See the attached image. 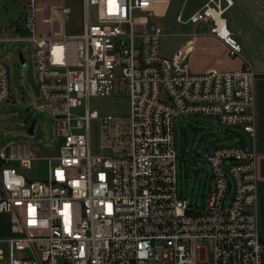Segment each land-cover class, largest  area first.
Masks as SVG:
<instances>
[{"label":"built area","instance_id":"built-area-1","mask_svg":"<svg viewBox=\"0 0 264 264\" xmlns=\"http://www.w3.org/2000/svg\"><path fill=\"white\" fill-rule=\"evenodd\" d=\"M26 2L39 99L33 110L49 115L61 143L44 158L45 180L22 173L38 150L27 143L0 149V214L11 215L0 264L6 254L5 264H264L251 66L194 74L182 51L162 57V30L149 21L152 0H82L81 31L66 33L65 17L59 32L47 35L36 34L38 0ZM257 3L264 11V0ZM225 10L220 0H207L186 19L180 11L176 22L206 23L207 34L236 58L241 46ZM118 92L128 98L125 133L117 117H100L89 104ZM7 100L8 71L0 61V103ZM190 116L240 128L249 140L204 152L211 183L199 213L176 188L175 122ZM92 121L100 139L94 150Z\"/></svg>","mask_w":264,"mask_h":264},{"label":"rangeland","instance_id":"rangeland-1","mask_svg":"<svg viewBox=\"0 0 264 264\" xmlns=\"http://www.w3.org/2000/svg\"><path fill=\"white\" fill-rule=\"evenodd\" d=\"M59 10H68L66 33H79L83 23L82 0H54ZM26 0H0V39L20 38L16 41H0V61L8 71L9 100L0 103V149L8 144L27 143L39 157L32 162L29 170L22 173L29 180H45L47 177V163L44 158L55 156L61 141L56 138L54 122L46 113H38L33 106L39 103L38 89L32 57V47L27 38L26 20L30 12L26 7ZM176 5H172L166 17L152 18L149 21L160 26L162 38L160 40V55L167 57L173 51L176 38L172 37L180 26L175 22L179 13ZM198 11V10H197ZM48 14V15H47ZM37 21L36 34L58 30L60 23L50 17L47 12ZM188 15V7L184 12V19ZM140 16H137V19ZM89 23L95 22V9H88ZM21 54L24 64L19 59ZM90 109L96 111L100 117L112 115L118 118L123 133L126 132L128 114V98L126 94L118 92L110 98L90 99ZM29 109L30 119L26 125L22 121L26 117L24 110ZM32 120H35L33 135L27 134ZM175 149L178 155L177 193L191 204L190 211L202 212V204L210 189V167L204 162L203 154L206 150L218 146H233L242 144L246 138L240 128H225L216 119L190 116L177 118L175 122ZM104 133V132H103ZM91 148L94 150L100 142L97 122H91ZM121 147V146H119ZM11 234V215L0 214V249L6 253L4 240ZM210 254V253H209ZM205 252L202 250L200 257ZM7 254L5 255L6 263ZM60 262V261H59Z\"/></svg>","mask_w":264,"mask_h":264},{"label":"crops","instance_id":"crops-1","mask_svg":"<svg viewBox=\"0 0 264 264\" xmlns=\"http://www.w3.org/2000/svg\"><path fill=\"white\" fill-rule=\"evenodd\" d=\"M207 0H152L153 18L166 17L172 5H176L178 12H184L188 7V15L199 10ZM227 1L231 5L227 7ZM226 7L224 18L226 26L232 36L241 46V54L236 58H230L226 46L215 37L207 34V24L201 23L197 26L190 24H179L180 28L173 32L176 38L173 51L167 57L173 58L178 51H182L189 66L190 72L194 74L206 71H237L244 63H248L254 73L252 84L253 112L255 116L253 148L256 153V175H257V221L260 242L264 245V11L259 7L257 0H220ZM56 10L51 11V7ZM65 10V9H64ZM59 10L54 0H38L36 21L50 12V17L61 21L68 15ZM48 15V14H47ZM178 15V14H177ZM185 18V19H186ZM68 18L64 21L66 24ZM58 30L47 31L41 35L57 33ZM242 142L249 145L248 137Z\"/></svg>","mask_w":264,"mask_h":264},{"label":"water","instance_id":"water-1","mask_svg":"<svg viewBox=\"0 0 264 264\" xmlns=\"http://www.w3.org/2000/svg\"><path fill=\"white\" fill-rule=\"evenodd\" d=\"M19 59L21 61V64L23 65L24 64V60L22 59V56L21 54H19ZM24 114H26V117L23 119L22 123L23 125H26L27 122L29 121L30 119V113H29V109H25L24 110ZM34 124H35V120H32L28 129H27V134L28 135H33V131H34Z\"/></svg>","mask_w":264,"mask_h":264},{"label":"flooded vegetation","instance_id":"flooded-vegetation-1","mask_svg":"<svg viewBox=\"0 0 264 264\" xmlns=\"http://www.w3.org/2000/svg\"><path fill=\"white\" fill-rule=\"evenodd\" d=\"M28 123V122H27Z\"/></svg>","mask_w":264,"mask_h":264}]
</instances>
